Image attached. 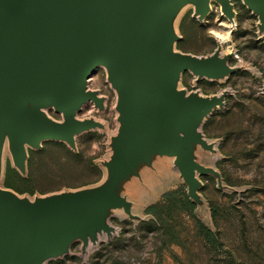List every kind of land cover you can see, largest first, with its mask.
<instances>
[{
    "label": "rangeland",
    "instance_id": "374dc122",
    "mask_svg": "<svg viewBox=\"0 0 264 264\" xmlns=\"http://www.w3.org/2000/svg\"><path fill=\"white\" fill-rule=\"evenodd\" d=\"M232 1L233 19L217 0L203 18L192 2L172 18L179 36L175 51L207 57L218 49L231 68L220 77L184 70L176 84L186 93L222 99L198 126L208 146L197 142L191 148L195 161L217 173L196 172L199 183L191 194L175 156L154 151L150 161L138 159L113 186L128 209L114 206L100 214L110 231H95L86 241L75 237L44 264H264V28L243 0ZM86 85L102 105L87 100L72 116L90 122L74 134L73 144L56 139L39 147L27 144L20 169L6 136L0 188L35 202L110 183L109 163L122 125L118 92L102 64ZM42 110L55 121L66 120L51 105ZM154 203L157 214L146 213Z\"/></svg>",
    "mask_w": 264,
    "mask_h": 264
},
{
    "label": "water",
    "instance_id": "95a60500",
    "mask_svg": "<svg viewBox=\"0 0 264 264\" xmlns=\"http://www.w3.org/2000/svg\"><path fill=\"white\" fill-rule=\"evenodd\" d=\"M210 0H0V155L8 136L16 165L23 169L27 144L46 139L74 143V134L88 121L72 116L87 100L102 105L87 79L105 65L118 92L122 125L109 163L110 183L51 195L32 202L0 188V264H24L66 251L75 237L87 240L95 231H110L100 214L129 203L113 186L138 159L152 152L175 156L194 193L196 172L217 173L194 160L192 145L207 147L198 126L221 103L176 87L180 73L215 77L230 71L216 49L207 57L174 50L172 18L187 2L203 18ZM232 17L233 4L217 0ZM264 28V0H243ZM181 71V72H180ZM63 113L64 122L50 118L42 107ZM1 157V156H0Z\"/></svg>",
    "mask_w": 264,
    "mask_h": 264
},
{
    "label": "bare ground",
    "instance_id": "6f19581e",
    "mask_svg": "<svg viewBox=\"0 0 264 264\" xmlns=\"http://www.w3.org/2000/svg\"><path fill=\"white\" fill-rule=\"evenodd\" d=\"M211 1V0H210ZM209 1V2H210ZM232 4H233V11H234V14H235V9H234V3H233V1L231 0L230 1ZM244 2V1H243ZM210 5V4H209ZM234 14L232 15V17H229V18H231V19H233V16H234ZM221 34V33H220ZM225 34V33H224ZM222 35V34H221ZM225 35H228V33L227 34H225ZM217 36V35H216ZM222 39V36H220V40ZM175 41V40H174ZM174 41H173V44H174ZM181 72V71H180ZM91 73V72H90ZM227 73H225V74H222V75H217V76H215V77H220V76H224V75H226ZM218 104H216V106H217ZM203 119V118H202ZM5 142H6V136L4 137V139H3V141H2V146H1V152L3 151V147H4V145H5ZM25 147H26V145H27V142H25ZM1 156V155H0ZM90 240V239H89ZM22 262L24 263V264H34L33 263V261L31 260V261H28L27 260V258H23L22 259ZM41 264H44V259H42V261H41Z\"/></svg>",
    "mask_w": 264,
    "mask_h": 264
},
{
    "label": "trees",
    "instance_id": "16d2710c",
    "mask_svg": "<svg viewBox=\"0 0 264 264\" xmlns=\"http://www.w3.org/2000/svg\"><path fill=\"white\" fill-rule=\"evenodd\" d=\"M159 207L158 203H154V204H150L149 206H147L145 208V212L146 213H152V214H157V208ZM208 234H210V236H212V231H210L209 229H207Z\"/></svg>",
    "mask_w": 264,
    "mask_h": 264
},
{
    "label": "built area",
    "instance_id": "2783aa9c",
    "mask_svg": "<svg viewBox=\"0 0 264 264\" xmlns=\"http://www.w3.org/2000/svg\"><path fill=\"white\" fill-rule=\"evenodd\" d=\"M229 1H231V0H229Z\"/></svg>",
    "mask_w": 264,
    "mask_h": 264
}]
</instances>
